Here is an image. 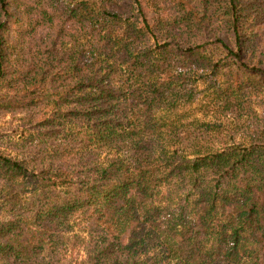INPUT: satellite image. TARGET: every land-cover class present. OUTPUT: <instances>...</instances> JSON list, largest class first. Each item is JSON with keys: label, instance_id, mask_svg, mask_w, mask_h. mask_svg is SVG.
Segmentation results:
<instances>
[{"label": "trees", "instance_id": "16d2710c", "mask_svg": "<svg viewBox=\"0 0 264 264\" xmlns=\"http://www.w3.org/2000/svg\"><path fill=\"white\" fill-rule=\"evenodd\" d=\"M261 96L264 0H0V264H264Z\"/></svg>", "mask_w": 264, "mask_h": 264}, {"label": "rangeland", "instance_id": "374dc122", "mask_svg": "<svg viewBox=\"0 0 264 264\" xmlns=\"http://www.w3.org/2000/svg\"><path fill=\"white\" fill-rule=\"evenodd\" d=\"M204 86L205 84L201 83L200 81L196 83L197 90H201L204 88ZM203 95H199L198 98L203 97ZM251 101L253 109L258 114L257 124L261 125V127H264V96L251 98ZM254 103H258V106H256ZM197 110L202 111V108H198V106H192L186 111L189 114L198 116L199 114ZM183 113V111L179 112V115H182ZM22 117L23 115L19 113L0 115V151L12 153L15 143L23 139L29 133L25 128L27 126L25 125V121L22 120ZM206 120H211V123H215L213 132H210V141H214V138H220L222 139L221 142L230 144L238 143L239 141L246 142L248 139V135L250 133L249 128H247L248 123H244L241 120L236 121L232 118L213 119L210 117L206 118Z\"/></svg>", "mask_w": 264, "mask_h": 264}]
</instances>
